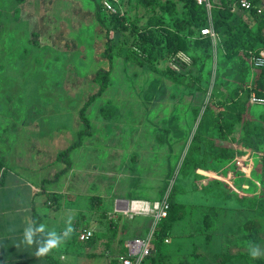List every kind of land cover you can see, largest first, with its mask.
I'll use <instances>...</instances> for the list:
<instances>
[{
	"label": "rangeland",
	"instance_id": "obj_1",
	"mask_svg": "<svg viewBox=\"0 0 264 264\" xmlns=\"http://www.w3.org/2000/svg\"><path fill=\"white\" fill-rule=\"evenodd\" d=\"M251 2L252 7L261 5L260 1ZM98 9L113 36L118 23L112 12L100 6V0H0V150L5 165L12 167L20 161L33 169L45 166L41 170L50 175L52 165H58L57 152L78 138L82 127L79 109L100 88L92 75L111 66V82L87 110L97 131L94 145L80 151V160L87 166L97 165L98 171L73 172L60 181V185L69 181L83 189L93 177L95 193L103 196L102 202L92 210L90 197L81 192L76 195L83 198L66 195L59 205H50L47 195L41 194L43 210L50 213L47 220L53 227L60 228L61 221L77 208V217L85 215L79 219L80 228H99L94 255L86 253L90 244L75 236L58 247L59 254L66 256L62 261L112 264L128 252V240L134 237L128 228L150 223L145 215L130 219L120 214L114 219L112 199L122 194L128 200L153 198L163 187L162 198L168 194L169 199L184 203L186 214L176 224L167 248L154 250L143 264H264V255L253 259L249 254L250 244L264 252V153L250 145V135L235 133L242 126L248 132L255 127L251 120L246 121L251 105L256 107L250 110L264 118V104H254L249 94L259 68L254 67L250 55L244 56L246 59L241 54L227 56L216 31L211 37L210 57L201 48L192 47L184 52V59L177 57L181 51L160 63L165 71L185 72L182 80L140 66L127 58L126 50L137 45L136 30L146 26L152 16L164 14L159 6L146 8L136 0L121 4L128 28L110 62L103 56L105 31L96 18ZM208 11L212 22V9ZM243 11L257 30L251 9ZM35 30L40 33L37 41ZM61 34L64 38L56 39ZM184 60L189 63L186 67H182ZM104 108L126 126H120L126 149L111 147V142L118 145L122 139L111 135L110 117L102 113ZM156 114H161L157 120ZM144 115L147 118L143 119ZM218 119L234 122V131L226 139L217 132ZM44 123L50 125L44 131L49 153H38L33 134L39 135ZM198 131L203 137L197 170L214 163L221 146L228 150L227 178L223 185L217 183L208 190L199 181L192 183L190 164L184 163ZM10 192L11 188L0 187V193ZM205 214H213L208 226ZM120 220L127 227L122 237ZM249 220L256 223L259 238L250 235Z\"/></svg>",
	"mask_w": 264,
	"mask_h": 264
},
{
	"label": "trees",
	"instance_id": "obj_2",
	"mask_svg": "<svg viewBox=\"0 0 264 264\" xmlns=\"http://www.w3.org/2000/svg\"><path fill=\"white\" fill-rule=\"evenodd\" d=\"M136 1L138 4H141L146 8L159 6L164 16H152L146 26L144 25L143 28L136 30L135 37L137 38V45L126 50V56L128 59L133 60L140 66L146 67L156 73H170L175 79L182 80L185 78V72L174 68H169L165 71L160 63L168 57L173 58L181 51L186 53L191 50L192 47L196 49L201 48L204 55L210 57L212 44L211 37L203 36L201 34V30L210 24V15L205 4H200L197 0ZM238 1L239 0H220V2L217 3L211 0L212 22L214 30L219 35L220 45L225 54L231 57L241 54L243 59H246L247 55H251L249 52L257 54L262 46H264V14L258 12V7L251 8L252 17L258 21V29L255 30L245 17V12L243 10L246 9L235 8ZM254 1L261 2L262 0ZM100 6H102L101 2ZM112 14L118 23L114 27L113 36L110 35L109 28L106 26L100 14V9H98L96 14L100 26H102L105 31L106 50L103 53V56L110 62L113 61L115 56L114 49L119 46L124 38V30L128 28L122 11H119L118 13L112 12ZM166 15L169 16L170 21L166 19ZM33 35L35 41H37L40 33L38 30H35ZM62 38H64V35L62 34L56 36V39L61 40ZM183 63L184 65L182 67L189 65L185 60ZM110 73L111 66L109 69H100L92 75L94 81L100 82V88L96 92L90 94L79 109L78 117L82 122V127L77 131L78 139L58 154L59 160H65L70 150L80 145L83 136L91 132V124L89 116L87 115V110L95 99L103 94L107 85L111 82ZM252 93L258 98L264 99V68H259L252 80L249 92L250 97ZM110 112L109 109H102V113L107 117L110 115ZM195 112L198 115L197 108L195 109ZM107 113L109 115H106ZM221 113L222 112H220V114ZM223 117L224 116L222 115V118ZM226 122L227 121L221 119L216 120L217 131L221 135V138H228V136L234 131V122ZM202 137L203 134L201 132L198 131L195 133L189 153L185 158L184 163L190 164V172H193L199 167L197 154L201 150ZM250 145H253V147L256 148V144L253 140H251ZM227 151L226 147L222 149V154L226 157H228ZM4 167L5 159L0 153V176ZM185 214V204L176 201L175 199H170L168 216L160 221L155 234L152 253L145 260L154 255V250L162 251L167 248V245L171 241V237L174 235L176 224L185 216ZM212 216L213 214H205L204 221L207 226L212 223ZM247 226L251 230L250 235L254 238H259L256 223L249 220ZM92 239H94V235L88 240V242L93 241ZM116 261L117 259L111 263ZM0 264H2L1 258Z\"/></svg>",
	"mask_w": 264,
	"mask_h": 264
},
{
	"label": "crops",
	"instance_id": "obj_3",
	"mask_svg": "<svg viewBox=\"0 0 264 264\" xmlns=\"http://www.w3.org/2000/svg\"><path fill=\"white\" fill-rule=\"evenodd\" d=\"M160 87L162 88V86ZM159 101L161 100L159 99ZM257 104H262V103H257ZM254 107L256 106L251 105V107L248 108L246 121L251 120V122L255 124V127L251 128V131L248 132L246 127L242 126L241 128H237L235 130V133L236 135L239 136L250 135L251 140H253V142L256 144V151L264 153V118L261 115L256 116V114L250 110L251 108L253 110ZM113 113H111L108 116L110 117V123H109V129L111 131L110 133L112 136L118 135L122 140H119L120 143L118 145H116V143L115 145H113V142H111V147L115 149L117 148L126 149L127 141L123 140L126 138V136L120 132L123 131V129H121L120 126H124V125H122V123H119V120L116 116L115 118L114 116L111 117ZM156 115H157L156 118L157 120L161 114H156ZM145 118H147V116L144 115L143 119ZM90 124H91V120H90ZM41 126H43L44 130H41L39 135L38 133L36 134V132L35 135L33 134V137L37 138L36 142L38 144L37 145L38 147L36 148V152L40 153L44 151L49 153L48 141L46 139V133L44 131H46L45 129L49 128L50 125L48 123H44L41 124ZM51 127L54 126L51 125ZM210 131L211 133H213L212 130ZM96 132L97 131L94 130V127L91 124V132L83 136L82 143L72 148L68 153V155L66 156L65 160L58 159V154L64 149L59 150L56 154V162H58V165L56 168L54 167L57 163H55L54 166L52 165V167L50 168L51 174L48 176L43 173V170H41L43 167L45 168V166L33 169L32 165L30 166L28 164H25L24 162H20L19 160H18L19 163L13 164L12 167L5 165L0 176L1 179L0 187L11 188L12 192L0 193V258L2 260V264H57V263L66 264L65 262L62 261L66 259V256L64 254L60 255L58 252V248L53 249L46 256L37 257L35 255L37 246H27L21 243L23 238L24 228L27 226L29 221H33L37 225L44 224L48 231L55 230L58 233H62L67 226V221L69 220V218H71V225L74 231L72 233L71 238L65 240L64 242L71 241V239L74 238L75 236L79 238L81 232H83L85 229H90L94 232V239H92L93 241L88 242L87 240L84 242L90 244V246L86 247V253L88 255H94L92 247L95 244H97L98 240H100V235L96 233L97 231H99L98 226L97 228L94 229L87 227L80 228L79 219L81 217L84 218L85 215L81 214L79 217H77L79 209L76 208L75 210H72L71 215L68 216V218H66L64 221L63 220L61 221V224H59L60 228L53 227V225H51L47 220L49 217H51L50 213L45 212L43 210L42 197L44 199V195H47L48 204L53 205L56 202V204L59 205L62 202V198L66 197V195L71 197V199L73 198L80 199L83 197H81V195L79 197V195L77 196L76 194H82L83 192H86L87 194L86 197H90V200L93 202V204L91 205L92 210L96 209L94 204L102 202L103 196H101L98 193H95L96 185L93 177H89L87 179V175H86L87 180L85 183V187H83V189L82 187L78 189L77 184L76 185L71 184V182L69 181L68 182L65 181L64 185H60V181L67 174L70 173L72 174L73 172H82L83 170L86 169H88V173L94 172V170L96 172L98 171L97 165L94 166L93 164H91V166L90 165L87 166L84 160H83L84 163L82 160H80L81 158H83L82 155L83 153H80V151L84 149V147L89 148L94 145L93 139ZM157 151L159 152L160 150ZM219 151L220 154H217V158L215 157V162L214 163L211 162V165L207 166L208 168L204 170L196 169L193 172H191V177L193 179L192 183L199 181L203 183V185L207 188V190L211 189L212 186L214 187L217 183L221 185L224 184L223 180L227 178V173H228L227 172L228 162L226 156L222 154V146L220 147ZM0 153L2 156L5 155L1 150ZM38 153L36 155H38ZM60 162H62V164L64 163L63 167L59 166ZM164 179L166 181L167 177ZM162 188L159 189L160 192L158 194L155 193L152 194V196H154L153 198L133 197L130 200H148V201L159 200L163 196L161 195L163 192ZM112 200H113L112 202L113 206L116 209V207H118L119 201H124L128 199H126L125 195L122 194V195H115V197ZM149 224L150 223H148L147 221H144L138 223L136 226H130L128 229L130 230V233L134 235V237L141 236L146 233ZM119 225H120L119 235H121L122 237L127 232V227L125 224L121 222V220L119 221ZM121 237H119V241ZM39 239L40 240L45 239L44 234H41L39 236ZM83 262L84 261H82L81 263L77 262L75 264H83Z\"/></svg>",
	"mask_w": 264,
	"mask_h": 264
},
{
	"label": "built area",
	"instance_id": "obj_4",
	"mask_svg": "<svg viewBox=\"0 0 264 264\" xmlns=\"http://www.w3.org/2000/svg\"><path fill=\"white\" fill-rule=\"evenodd\" d=\"M200 4H205L209 9L212 7L211 0H197ZM103 8L106 11L118 13L121 10V4L123 0H100ZM235 8H243L250 10L252 8L251 0H239ZM258 12L264 13V0L261 1V5L258 6ZM203 36L215 37L216 33L213 27V23L210 22L209 26L204 27L201 30ZM251 62L254 67L264 68V52L253 53L250 52ZM185 54L183 52L178 54L179 59H184ZM251 100L253 103H264V99L258 98L252 93ZM170 209V199L167 194L163 198L155 201L148 200H128V204L125 201H119L118 207L112 216L119 218L120 214H124L128 218L132 219L136 215H145L150 217V224L144 235L135 236L128 240V252L127 254L120 255L117 261L112 264H142L145 259L152 253L153 242L157 228L160 221L168 216ZM94 232L90 229H85L80 233L79 239L81 241H87L93 236ZM168 241V239H167Z\"/></svg>",
	"mask_w": 264,
	"mask_h": 264
},
{
	"label": "clouds",
	"instance_id": "obj_5",
	"mask_svg": "<svg viewBox=\"0 0 264 264\" xmlns=\"http://www.w3.org/2000/svg\"><path fill=\"white\" fill-rule=\"evenodd\" d=\"M74 229L71 225V218L67 221V226L62 233L55 230L48 231L44 224H35L29 221L24 228L23 238L21 243L27 246H37L35 255L37 257L46 256L53 249L58 248L65 240L70 239ZM44 234L45 239L40 240L39 236ZM249 254L253 259L259 258L264 255L258 245H249Z\"/></svg>",
	"mask_w": 264,
	"mask_h": 264
},
{
	"label": "water",
	"instance_id": "obj_6",
	"mask_svg": "<svg viewBox=\"0 0 264 264\" xmlns=\"http://www.w3.org/2000/svg\"><path fill=\"white\" fill-rule=\"evenodd\" d=\"M125 202H127V204H128V200H124Z\"/></svg>",
	"mask_w": 264,
	"mask_h": 264
}]
</instances>
